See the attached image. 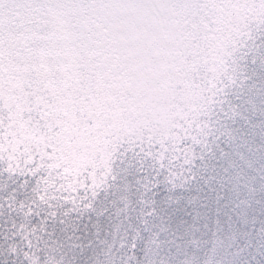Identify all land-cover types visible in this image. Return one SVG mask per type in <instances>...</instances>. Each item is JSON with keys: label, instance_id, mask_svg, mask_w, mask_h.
Returning <instances> with one entry per match:
<instances>
[{"label": "snow or ice", "instance_id": "obj_1", "mask_svg": "<svg viewBox=\"0 0 264 264\" xmlns=\"http://www.w3.org/2000/svg\"><path fill=\"white\" fill-rule=\"evenodd\" d=\"M0 264H264V0H0Z\"/></svg>", "mask_w": 264, "mask_h": 264}]
</instances>
